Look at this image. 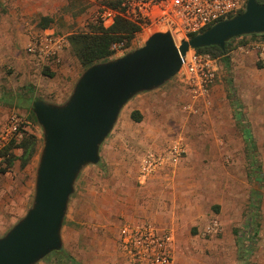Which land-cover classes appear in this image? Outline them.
<instances>
[{"label":"rangeland","instance_id":"rangeland-1","mask_svg":"<svg viewBox=\"0 0 264 264\" xmlns=\"http://www.w3.org/2000/svg\"><path fill=\"white\" fill-rule=\"evenodd\" d=\"M4 1L0 0V96L12 95L16 97V104L22 99L28 103L24 108H18L0 99V110L8 111L6 119L0 121V133L6 128L8 119L18 115L22 121L19 126L21 137L9 141L16 144L27 135L33 136L35 150L27 161H23L22 149L15 148L11 152L14 156L11 166H6V157L0 164V237L22 217V213L24 216L33 199L42 130L30 110L31 102L63 103L67 100L70 90L60 101V94L64 93L61 84L70 77L67 73L79 77L84 70L71 51L69 37L101 27L95 14L106 6V0H61L63 6L25 16L23 29L31 32L25 44L8 27V0ZM44 13L47 16H43ZM42 17L51 20L49 28L56 31L61 40H67V45L62 47H67L63 63L60 62L55 70L48 69L53 76L44 74L43 67L47 63L38 61L33 65L27 60V46L33 38H38L33 33L42 29ZM146 33L138 32L127 52L143 46L154 32L148 33L145 39ZM261 35H247L229 42L225 55L228 64L217 58L221 68L214 84L216 90L211 98L209 95V103L205 107L201 106L194 112L185 111L183 108L188 101L181 97L183 87L176 83V78H172L157 88L160 89L159 94L166 92V97L160 95L157 105L141 115V124L127 118V108H122L112 131L100 146L99 162L85 166L75 181L68 216L62 225L61 250L36 264H123L118 250V235L122 225L130 221L124 222L120 211L124 202L117 197L120 195L119 187L112 185V179L119 178L121 171L112 170L106 163L108 159L113 163L128 160L133 173L142 156L149 151L131 150L134 138L118 134L123 131L134 135L142 129L153 130L159 135L153 152L163 153L176 146L184 151L182 160L188 154L198 157L194 151L199 145L222 150L216 155L220 161L209 163L206 181L217 184L213 185L214 189L218 188V195L226 198L223 213L219 216V211L209 209L203 202L198 204L195 222L185 228L187 234L184 241L181 240L178 256L194 264H202L198 261L205 258L211 264H264V69L257 61L256 48L264 43ZM61 69L67 72L63 73ZM169 89L172 90L170 94ZM199 182H204L202 175ZM26 188L29 189V201L23 209L17 210L16 206L22 205L18 201L23 198ZM133 188H126V191L123 188L122 192L131 194ZM114 195L116 198L109 200ZM109 205L114 210L112 216H108ZM201 217L204 218L199 224ZM211 219H217L220 230L209 236L205 228ZM93 223L97 228L91 233L89 225Z\"/></svg>","mask_w":264,"mask_h":264},{"label":"water","instance_id":"water-1","mask_svg":"<svg viewBox=\"0 0 264 264\" xmlns=\"http://www.w3.org/2000/svg\"><path fill=\"white\" fill-rule=\"evenodd\" d=\"M264 34V4L247 0L243 12L219 21L175 46L170 33L156 32L143 46L93 64L62 104L33 101L42 147L31 206L2 237L0 264H36L62 248L61 230L81 170L99 162V149L122 108L135 95L174 78L189 51L220 50L230 40Z\"/></svg>","mask_w":264,"mask_h":264},{"label":"built area","instance_id":"built-area-1","mask_svg":"<svg viewBox=\"0 0 264 264\" xmlns=\"http://www.w3.org/2000/svg\"><path fill=\"white\" fill-rule=\"evenodd\" d=\"M247 0H123L119 6H103L95 19L103 29L113 26L120 18L140 28L141 32L170 33L178 47L181 41L201 33L215 23L231 18L244 11ZM50 37L45 41L33 38L27 46L29 55L38 61L47 62L57 59L59 45L63 44ZM56 44V45H54ZM257 61L264 69V43L256 46ZM112 58L123 56L127 52L124 43L111 45ZM182 59V66L176 83L183 87L187 103L184 110L194 112L209 103V95L219 73V61L209 54L189 51ZM21 118L13 115L8 119L6 128L0 133V164L2 152L9 140L21 137L19 126ZM184 153L179 147H173L163 153L147 152L140 165V174L149 177L157 170L174 164ZM220 230L217 219H211L205 228L209 236ZM174 235L170 231H159L152 224L139 221L122 225L118 236V250L124 264H172Z\"/></svg>","mask_w":264,"mask_h":264},{"label":"crops","instance_id":"crops-1","mask_svg":"<svg viewBox=\"0 0 264 264\" xmlns=\"http://www.w3.org/2000/svg\"><path fill=\"white\" fill-rule=\"evenodd\" d=\"M3 2L5 1L3 0ZM63 5L64 3H61V0H58L57 2H55L54 0H8V13L6 15V18L8 19V21H10V25H8V27L15 31V33L20 37L19 39L22 38L21 41L26 44L29 40V34L31 32L27 31L25 28L23 29V27H25V20L23 19V17L31 15L36 11H44L47 8L56 9L57 7ZM43 16H47V14L44 13ZM50 25L51 22L47 28L39 29L36 32L34 31L35 33L33 34L43 41L50 37L52 40L58 42L61 38H59L60 36L55 33L56 31L49 28ZM62 41L63 44L59 45L60 47L57 52V59L51 62H43L47 63L43 67L44 74L48 73L50 76H53V73L48 69L55 70L60 66L58 65L60 62L63 63V58L65 57L64 54L67 47H65L64 49H62V47L67 45V40L65 39ZM27 60L32 64L33 62H38L37 58L34 55H27ZM220 68L221 66L219 64V69ZM60 71L63 73L67 72L62 69ZM67 75L70 76L69 80L64 79L63 83L61 84L63 86L62 90H64V93H62V95L60 94V101L65 98V92H69V90L72 92V89L77 79L79 78L75 77V75H73V73L71 72H68ZM159 90L160 89H154L152 91L142 92L130 99L123 107V109L127 108L126 117L130 118V113L132 111H138L140 115H143L148 110V108H154L157 105L158 97L159 99L161 97H166V92H163V94H159ZM215 90L216 85L212 87L210 98L212 97ZM168 93H172V90L169 89ZM182 94V99L186 98L183 92ZM21 101H23V107L20 108H24V105H26L28 102L24 99H22ZM51 104L59 105L62 103ZM28 110L29 109H27V111ZM7 113L8 111L6 110H0V121L6 119ZM141 121L137 124H141ZM118 135L134 138L135 144H133L131 150L134 149L137 152H141L147 150L154 151V149L157 148L155 139L159 135L153 130H138L134 135H129L128 132L122 131ZM215 136H217V134ZM195 152L198 154V157H193L188 154L185 159H180L174 164H169L165 167H162L149 177H143L141 176V174H139L141 161H139L138 166L136 167L135 171H133V173L131 172V167L128 164L131 162L128 160L113 163L114 161L112 162V160L108 159L106 163V165L112 170L120 169L121 171L119 178L117 177L112 179V185L114 187H119L120 195H118L117 197L121 198L120 200L124 202V204L121 205L120 210L121 214L123 215V220H125L124 222L130 221L131 223H133L142 220L152 224L159 231H170L173 233L174 243L172 264H194L192 263V261L186 258H180V256H178V249L180 243L184 241V237L187 234L185 232V228L190 223L195 222V210L198 209V204H200L201 202L205 203V205L208 206L209 209L211 208L217 212L219 211V216H221L224 210V204L227 202L224 196L218 195V193L220 192L218 191V188L214 189L213 185L216 186L217 184L213 182L207 183L206 181L208 177L206 171L208 172L207 168L209 163H212L213 161H220V158L216 159V155L217 153L220 154L222 150L218 148L214 150L211 147L199 145L198 147H196L194 153ZM231 152H233V150ZM142 158H140V160ZM116 164H119L120 167H116ZM201 175L204 179L203 183L199 182ZM28 187L29 185L27 186V188ZM27 188L26 192L25 190L23 191V198L21 199V201H18V204L20 203L22 205L16 206L17 210L23 209V207H25V204H27V202L29 201V189L27 190ZM123 188L125 189V191L126 188H133V193L131 192V194H128L126 192H122L124 191ZM115 198L116 197L114 195L109 200L113 201ZM108 208V216H112L114 210L111 205H109ZM68 210L69 203L65 218H67L68 216ZM20 216L23 217V213ZM203 218L204 217H201L199 219V224L201 220L203 221ZM93 224L89 225L91 233L96 231L97 228L96 225ZM61 240L63 242L62 232ZM198 262H202V264H211V261L208 260V258L201 259Z\"/></svg>","mask_w":264,"mask_h":264},{"label":"trees","instance_id":"trees-1","mask_svg":"<svg viewBox=\"0 0 264 264\" xmlns=\"http://www.w3.org/2000/svg\"><path fill=\"white\" fill-rule=\"evenodd\" d=\"M123 0H106L104 5L117 7ZM259 4H264L260 0H256ZM41 28H47L51 22L48 18L41 19ZM140 32V28L134 24L126 22L120 18L116 19L115 23L112 27L108 29H103L102 27L96 26L92 28L88 33H80L74 34L69 37V45L71 47V51L78 59L80 65L86 69L89 66L100 63L106 62L108 60H112V51L110 47L114 43H124L125 47H128L133 37ZM258 34H252L250 37H254ZM261 36H264L262 34ZM243 36L239 37L242 38ZM238 38V37H237ZM231 41V40H230ZM229 41V42H230ZM226 43L225 48L220 50L217 47H206L197 49L196 52L200 54H209L213 58H220L224 61V63L228 64V59L225 58V55L228 51V44ZM49 75L48 73H45ZM50 76V75H49ZM2 95L0 99L3 100L5 103L10 105H16V107H23L21 100H18V104H15V98L12 95ZM37 101V100H36ZM130 119L138 123L141 121L142 117L138 111H132L130 113ZM28 137H24V139H20L18 143L11 142L3 151L2 156L6 157L5 163L6 166H11L14 156L11 152L16 148L22 149V159L23 161H27L34 153L35 150V138L32 136L27 135ZM8 156V157H7ZM57 252H53L51 254H56ZM50 255V254H49Z\"/></svg>","mask_w":264,"mask_h":264},{"label":"bare ground","instance_id":"bare-ground-1","mask_svg":"<svg viewBox=\"0 0 264 264\" xmlns=\"http://www.w3.org/2000/svg\"><path fill=\"white\" fill-rule=\"evenodd\" d=\"M148 32L145 35V39L147 38ZM190 52L187 53V56L189 55Z\"/></svg>","mask_w":264,"mask_h":264}]
</instances>
